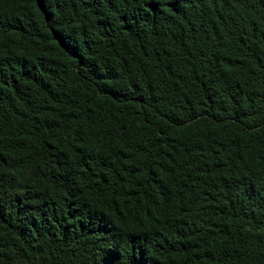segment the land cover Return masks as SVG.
Listing matches in <instances>:
<instances>
[{"label":"trees","instance_id":"1","mask_svg":"<svg viewBox=\"0 0 264 264\" xmlns=\"http://www.w3.org/2000/svg\"><path fill=\"white\" fill-rule=\"evenodd\" d=\"M0 264H264V0H0Z\"/></svg>","mask_w":264,"mask_h":264}]
</instances>
